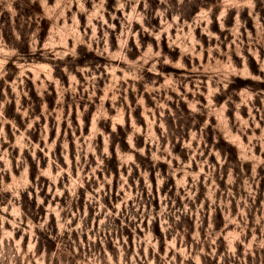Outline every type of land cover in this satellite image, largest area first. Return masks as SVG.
I'll use <instances>...</instances> for the list:
<instances>
[{
  "label": "rangeland",
  "instance_id": "obj_1",
  "mask_svg": "<svg viewBox=\"0 0 264 264\" xmlns=\"http://www.w3.org/2000/svg\"><path fill=\"white\" fill-rule=\"evenodd\" d=\"M0 264H264V0H0Z\"/></svg>",
  "mask_w": 264,
  "mask_h": 264
},
{
  "label": "trees",
  "instance_id": "obj_2",
  "mask_svg": "<svg viewBox=\"0 0 264 264\" xmlns=\"http://www.w3.org/2000/svg\"><path fill=\"white\" fill-rule=\"evenodd\" d=\"M90 54H92V55H93V53H90ZM183 108H184V110H185L186 112H188V113H191V112L188 110V108H187V105H186V104H183ZM123 142H125V139H123ZM231 149L234 151V153H236V152H237L236 148H234V147H231Z\"/></svg>",
  "mask_w": 264,
  "mask_h": 264
}]
</instances>
